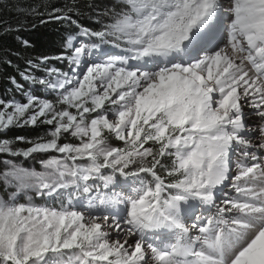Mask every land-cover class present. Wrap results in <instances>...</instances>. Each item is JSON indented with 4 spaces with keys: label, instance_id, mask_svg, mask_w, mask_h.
Returning a JSON list of instances; mask_svg holds the SVG:
<instances>
[{
    "label": "snow or ice",
    "instance_id": "snow-or-ice-1",
    "mask_svg": "<svg viewBox=\"0 0 264 264\" xmlns=\"http://www.w3.org/2000/svg\"><path fill=\"white\" fill-rule=\"evenodd\" d=\"M28 15L77 31L0 97V264H264V0Z\"/></svg>",
    "mask_w": 264,
    "mask_h": 264
},
{
    "label": "trees",
    "instance_id": "trees-1",
    "mask_svg": "<svg viewBox=\"0 0 264 264\" xmlns=\"http://www.w3.org/2000/svg\"><path fill=\"white\" fill-rule=\"evenodd\" d=\"M76 2L77 0H0V21L13 27L12 31H0V97L16 96L17 99H21V94L11 84L9 77L15 76L17 81L24 85L25 82L21 80L18 69L24 70L28 59L45 55L53 57L59 55L64 50L65 37L77 31L75 25L67 22L53 21L41 24L38 16H29L28 12L33 8L47 12L51 6H63ZM81 2L83 3L84 0ZM87 2L101 7L118 3L116 0H87ZM81 22L95 27L94 21L84 16L81 17ZM21 24L27 27L16 31L15 29ZM32 24H35L36 27H30ZM17 36L29 40L32 47H23L17 40ZM7 60L12 61L11 66L6 63ZM50 63L63 70L66 69L62 62L53 60ZM46 127L13 129L9 135L35 137L42 135Z\"/></svg>",
    "mask_w": 264,
    "mask_h": 264
},
{
    "label": "rangeland",
    "instance_id": "rangeland-1",
    "mask_svg": "<svg viewBox=\"0 0 264 264\" xmlns=\"http://www.w3.org/2000/svg\"><path fill=\"white\" fill-rule=\"evenodd\" d=\"M62 63L66 66V63H65V62H62ZM64 70H67V67H66V69H64ZM24 82H25V81H24ZM29 87H30V85L28 84V82H25V84H24V88H25V89H28ZM26 163H27V162H26ZM35 167L37 168V170H42L39 164H35ZM36 202H37V203H43V200H42L40 197H36Z\"/></svg>",
    "mask_w": 264,
    "mask_h": 264
},
{
    "label": "water",
    "instance_id": "water-1",
    "mask_svg": "<svg viewBox=\"0 0 264 264\" xmlns=\"http://www.w3.org/2000/svg\"><path fill=\"white\" fill-rule=\"evenodd\" d=\"M116 1H118V0H116Z\"/></svg>",
    "mask_w": 264,
    "mask_h": 264
}]
</instances>
